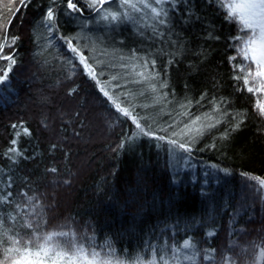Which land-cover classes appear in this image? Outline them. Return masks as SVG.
<instances>
[{
  "label": "trees",
  "instance_id": "1",
  "mask_svg": "<svg viewBox=\"0 0 264 264\" xmlns=\"http://www.w3.org/2000/svg\"><path fill=\"white\" fill-rule=\"evenodd\" d=\"M75 2L82 14L69 15L66 0H27L24 6L0 0V45L18 37L4 48L16 64L0 84V264H35L29 235L59 231L69 235L55 237L54 244L74 241L111 264H264V117L257 110L264 92L247 91L255 86L251 77L244 84L249 69L255 72L239 50L248 30L229 22L219 4L193 0L202 17L195 23H181L183 4L179 14L170 13V26L156 24L150 8H140L135 23L98 29L108 31L102 51L87 50L76 37L96 15L88 0ZM49 7L55 11L54 47L42 55L36 28ZM209 29L220 39H205ZM86 31L97 33L90 26ZM61 37L103 70L102 81L117 76L107 86L110 95L166 139L140 134ZM145 60L146 74L156 80L137 75ZM7 63L0 60V68ZM160 80L168 87L154 93L151 84ZM72 88L77 91L69 95ZM162 92L168 95L161 100ZM206 113L221 123L199 136L191 151L168 143L186 142L185 124ZM236 123L239 130L222 139ZM13 139L22 155L8 153ZM172 150L185 167L175 166ZM13 238L23 239L20 252Z\"/></svg>",
  "mask_w": 264,
  "mask_h": 264
},
{
  "label": "snow or ice",
  "instance_id": "2",
  "mask_svg": "<svg viewBox=\"0 0 264 264\" xmlns=\"http://www.w3.org/2000/svg\"><path fill=\"white\" fill-rule=\"evenodd\" d=\"M27 0H22L21 6H24ZM109 0H88V8L96 12L100 16V20L104 22H132L135 23L140 17L134 15V13L140 12V4H143L144 8H150L153 19L156 24L161 26H170V13L176 12L179 14V5L183 4V15L181 17V23L185 26L195 23L202 19L195 11V4L193 0H151V2H145V0H139L138 3H132L131 0H121V7L127 6L130 11L121 12L120 10L109 11L104 7ZM206 3L219 4L220 7L226 8L225 17L229 22H237L241 27L240 31L248 30L245 38H243V47L240 48V52L244 60H250L255 64V72L253 73L249 69L248 75L243 77L244 84L248 85L249 77L255 82V86L248 87L247 91L252 92H264V0H230L229 3L223 4L222 0H206ZM168 5L169 7H165ZM18 11V9H17ZM66 11L71 15L72 13H83L84 9L78 6L75 0H66ZM45 21L47 24L48 32L53 33L56 31L55 27V11L52 7H49L46 15ZM153 31H156L155 24L152 26ZM206 29L208 25H205ZM67 44L68 49L76 56L79 57V64L83 66L84 73L99 86V91L112 102L115 109L121 113L124 117L130 118L132 123L138 129V132L144 136H152L156 139L165 140V136H156L155 132L151 130V126H143L139 122L137 115H134V107L130 110L129 107H122L121 103L114 99L113 95H110L107 90V86L111 84V81L117 80V76H112L109 81H102L100 76H103V70L99 72L93 63L89 62V57L85 56L78 46L73 45L72 39L69 37H61ZM208 40H219L220 38L214 34V31L209 29L204 37ZM18 37H12L10 40L6 37L5 44L0 45V60L7 61L8 63L3 68H0V84L5 83L9 79V73L12 71L13 66L16 64L15 55L12 52L5 54L4 48L13 47L16 44ZM236 40L241 39V37L234 38ZM235 46V45H233ZM233 60L236 57H232ZM99 63V62H97ZM152 69H155V61H151ZM75 67V65H73ZM121 67H126V65H121ZM142 67L145 71L138 72L137 75L143 80H156L157 77L151 73H147L149 67V62L144 61ZM74 74V73H73ZM236 79H241V77H236ZM116 87H120L119 84ZM168 84L165 80H160L159 85L156 83L151 84V89L155 93L159 90L167 89ZM77 89L72 88L69 91V95L75 93ZM121 95H127V93H121ZM167 92H162L159 99H165L167 97ZM203 99V97H201ZM191 102L189 101V104ZM184 107V105H181ZM258 114L264 117V103L257 102ZM185 116H189L190 113L185 112ZM204 121H207L205 123ZM219 119L213 121L210 114H204V116H195L191 119L190 123L185 124L184 129H182L183 135L189 137L186 142H180L177 139H169L168 143L172 144L174 147H178L185 152L191 151L192 143L203 135L205 131L216 127L220 124ZM15 129L18 125H12ZM171 127V125H170ZM240 128V124L236 123L234 127L225 129L222 139H228L231 132L237 131ZM163 131V129H162ZM25 134H30L27 128L24 129ZM17 144L16 139L11 141L12 147H9L8 153L15 155H22L19 150L15 147ZM53 148L56 146L53 145ZM55 172L56 169H51ZM227 172V170H225ZM254 180H259V178L253 177ZM259 184L264 186V180H259ZM7 200V198H5ZM31 227V225H29ZM39 227V225H37ZM68 232L59 231L51 232L44 236H36L35 233L29 235L28 243L34 244L37 248L35 253V264H111L108 260H98L97 257L100 253L92 251L91 253H86L84 247H78L74 241H67L66 243L54 244L55 237H67ZM211 235V233H210ZM43 243H40V241ZM23 243V239L13 238L12 244L14 245V250L20 252L19 245ZM184 247H189L188 241L184 242ZM24 250L27 254L32 255L28 249L27 244H24ZM7 251H13V249H8ZM89 256L91 258H89ZM43 257V258H41Z\"/></svg>",
  "mask_w": 264,
  "mask_h": 264
},
{
  "label": "rangeland",
  "instance_id": "3",
  "mask_svg": "<svg viewBox=\"0 0 264 264\" xmlns=\"http://www.w3.org/2000/svg\"><path fill=\"white\" fill-rule=\"evenodd\" d=\"M115 0H109V3H106L104 5V7L106 9H108L109 11H115V10H120L121 12L124 11H130V9L127 8V6H123L121 7V0H119V2L114 3ZM132 3H138L139 0H131ZM145 2H151V0H145ZM120 5V6H119ZM139 7L142 10H146L147 8L143 7V4H140ZM95 21L91 22L90 24H88V22H86L87 25H83V29L80 28V32L76 37V42L78 44V46H80L82 49L86 48L87 50H96L99 48V44L100 41L104 42V37L106 35L107 32L104 31H100L98 29L102 28H106L110 29L112 26H114L115 24H117V22H104L100 20V16L95 12ZM45 17H43V19L39 22L38 27L36 28V44L38 45L39 48V53L40 54H45V53H49L51 52L50 50L54 47V43L53 41H51V33L48 32V28H47V24L46 21L44 19ZM90 26V30L92 33L95 34H91L88 31H86L87 27ZM80 27V26H79ZM89 30V29H88ZM104 32V33H103ZM92 47V48H91ZM100 51L101 47L98 49ZM57 51L56 48H54V53ZM107 52V51H105ZM172 158H173V162L175 164V166H178L177 168L180 169V167H185L187 161L183 160L182 163L179 161L180 160V153L177 150H172ZM185 162V163H184ZM180 164V166L178 165Z\"/></svg>",
  "mask_w": 264,
  "mask_h": 264
}]
</instances>
